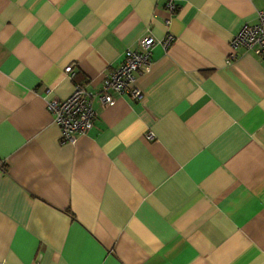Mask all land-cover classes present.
I'll return each mask as SVG.
<instances>
[{"label": "crops", "instance_id": "1", "mask_svg": "<svg viewBox=\"0 0 264 264\" xmlns=\"http://www.w3.org/2000/svg\"><path fill=\"white\" fill-rule=\"evenodd\" d=\"M174 2L0 0V264H264V59L228 56L264 0ZM147 36L142 99L101 106ZM76 83L95 118L62 141Z\"/></svg>", "mask_w": 264, "mask_h": 264}, {"label": "built area", "instance_id": "2", "mask_svg": "<svg viewBox=\"0 0 264 264\" xmlns=\"http://www.w3.org/2000/svg\"><path fill=\"white\" fill-rule=\"evenodd\" d=\"M163 8L168 15L177 10L174 0H163ZM170 19H166L168 24ZM172 40L170 35L163 39L166 48ZM139 49L127 48L122 61L113 67L102 79L97 100L101 106L110 105L114 101L112 93L127 95L134 100L142 99V92L137 85V78L149 71L151 66V49L154 39L151 36L140 39ZM241 46L252 50L257 56L264 59V12H259L256 24L243 25L232 37L228 56L234 58L236 49ZM64 73L72 78L74 75L73 64L64 68ZM93 94L88 92L83 84H73L72 92L65 98H52L46 106L60 130L62 141H73L78 135L85 134L92 126L95 112L92 108ZM151 139V135H146ZM2 161H0V166Z\"/></svg>", "mask_w": 264, "mask_h": 264}, {"label": "clouds", "instance_id": "3", "mask_svg": "<svg viewBox=\"0 0 264 264\" xmlns=\"http://www.w3.org/2000/svg\"><path fill=\"white\" fill-rule=\"evenodd\" d=\"M137 123L140 124V126H141L142 129H146L147 126L142 121H137ZM124 146L125 147H128L129 144L128 143H125Z\"/></svg>", "mask_w": 264, "mask_h": 264}]
</instances>
